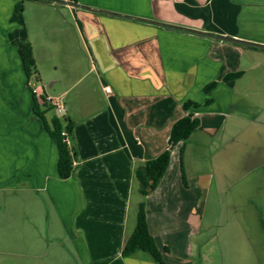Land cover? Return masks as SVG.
<instances>
[{"label":"crops","instance_id":"1","mask_svg":"<svg viewBox=\"0 0 264 264\" xmlns=\"http://www.w3.org/2000/svg\"><path fill=\"white\" fill-rule=\"evenodd\" d=\"M17 1L0 0V185L23 192V218L44 241L54 240L48 236L53 217L54 227L65 228L69 253L78 264H157L143 251L122 255L142 201L151 234L161 249L169 248L167 264H192L193 242L201 229L196 204L209 167L205 152L236 121L229 119L236 96L248 98L254 89L264 90V52L138 18L264 46V0H25L24 10L15 12ZM61 11L75 22L67 34L75 33L85 50L67 51L69 64L63 72L52 62L53 76L41 89L36 81H43L46 62L33 27ZM9 33L32 43L36 80L28 82ZM41 41L47 44L46 38ZM238 71L245 72L241 78L223 81ZM212 81L219 83L215 101L206 105L204 87ZM34 93L48 121L57 113L41 95L63 97L64 116L75 124V169L67 179L58 173L56 144L33 114ZM188 100L200 106L186 111L183 103ZM189 112L201 125L184 143L186 186L180 163L183 144L172 146L169 138L174 123ZM249 117L250 123L260 119ZM166 149L171 162L165 176L156 190L142 196L136 167ZM36 201L44 204L40 213L31 210ZM35 215L41 222H35ZM42 219L47 221L46 236Z\"/></svg>","mask_w":264,"mask_h":264},{"label":"rangeland","instance_id":"2","mask_svg":"<svg viewBox=\"0 0 264 264\" xmlns=\"http://www.w3.org/2000/svg\"><path fill=\"white\" fill-rule=\"evenodd\" d=\"M46 19L33 27L38 52L46 62L41 68L43 81H36L41 89L53 76V63L63 72L69 64L65 53L75 48L85 50L75 33L67 34L75 25L70 15L61 11ZM43 38L47 44L41 41ZM88 65L84 57L83 66ZM249 96L250 101L236 96L229 111V119L236 121L228 130L223 129L221 137L205 152L209 167L205 172L206 186L196 204L201 229L193 242L192 264H264V90L254 89ZM60 99L64 103V98ZM52 114L53 110L48 112L49 117ZM259 115L260 119L250 123L253 118L249 116ZM23 195L20 189L0 185V264H78L69 253L65 228L61 224L54 227V217L49 235L47 221L42 219L45 236L54 239L50 244L23 218L27 210ZM140 197L136 194L134 199ZM43 205L36 201L30 207L40 213ZM136 218H132L133 223ZM34 220L41 222L36 215Z\"/></svg>","mask_w":264,"mask_h":264},{"label":"trees","instance_id":"3","mask_svg":"<svg viewBox=\"0 0 264 264\" xmlns=\"http://www.w3.org/2000/svg\"><path fill=\"white\" fill-rule=\"evenodd\" d=\"M47 2L49 0H40ZM78 2V0H72ZM25 0H18L15 4V12H22L24 10ZM9 39L17 44L19 55L23 64L25 74L28 82L36 80L37 76V64L34 57L33 46L29 40H17L14 33L8 34ZM245 48H250L257 51H263L264 47L256 46L247 43H235ZM244 71L231 72L225 75L224 82L237 80L244 75ZM217 81H212L205 85L204 92L207 95L205 101L206 105H209L215 101L214 90L218 86ZM35 100L33 104V114L40 118L45 129L49 132L53 142L56 144L59 151L58 160V173L62 179L69 178L75 169L73 151L66 141L63 131H67L70 141L74 136V122L70 117L55 115L51 121H48L45 116V111L41 107L36 94L34 93ZM42 102L46 103L44 96L41 95ZM200 104L193 100H188L183 103V108L189 111L191 108H198ZM201 125V119L193 112H189L186 116L178 119L171 130L169 143L172 146H176L182 143L180 149V163L182 178L184 184L187 186V177L184 166V143L187 141L193 132ZM171 162V150L166 149L155 158H147L144 162L139 164L135 169V177L139 182V192L142 196H147L151 192L157 189L162 178L165 176ZM143 251L148 253L153 261L157 264H167L165 259V253L169 252L168 247L160 248L156 238L151 234L149 222L147 218L146 204L142 201L139 205L137 214V223L134 231L129 236L122 251L124 257H129L135 253Z\"/></svg>","mask_w":264,"mask_h":264},{"label":"water","instance_id":"4","mask_svg":"<svg viewBox=\"0 0 264 264\" xmlns=\"http://www.w3.org/2000/svg\"><path fill=\"white\" fill-rule=\"evenodd\" d=\"M74 4L76 6L81 7V8H88L85 5H81V4H78V3H74ZM138 19L141 20V21H146V22H149V23L157 24V25H163V26L171 27V28L177 29V30H190L193 33H197V34H201V35H205V36H210V37H217L219 39L226 40V41L237 42V43H245V42H243L241 40H238V39H234V38L226 37V36H222V35H214L212 33L199 31V30H196V29H188L186 27H182V26H178V25H172V24H167V23H162V22H158V21H152V20H148V19H144V18H138ZM247 44H252V45L264 47L263 45H258V44H254V43H247Z\"/></svg>","mask_w":264,"mask_h":264},{"label":"built area","instance_id":"5","mask_svg":"<svg viewBox=\"0 0 264 264\" xmlns=\"http://www.w3.org/2000/svg\"><path fill=\"white\" fill-rule=\"evenodd\" d=\"M36 91L37 90H35V92ZM42 95L44 96L46 103L55 109L57 115L59 116L65 115L66 108L59 96L48 94V93H43ZM63 135H65L66 141L71 147V141H70L69 134L67 133V131H63Z\"/></svg>","mask_w":264,"mask_h":264}]
</instances>
